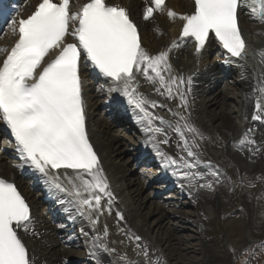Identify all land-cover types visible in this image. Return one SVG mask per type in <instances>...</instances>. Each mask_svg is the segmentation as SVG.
I'll list each match as a JSON object with an SVG mask.
<instances>
[{
    "label": "snow or ice",
    "instance_id": "6c2138e0",
    "mask_svg": "<svg viewBox=\"0 0 264 264\" xmlns=\"http://www.w3.org/2000/svg\"><path fill=\"white\" fill-rule=\"evenodd\" d=\"M249 3L250 14L264 23V0H193V10L183 14L168 8L165 0H150V6L143 11L145 21L151 20L157 12H166L169 19L178 17L183 21L179 41H173L168 50L150 54L142 46L139 28L131 13L120 4L86 0L73 8L70 0H39L27 18L12 20L11 31L16 36L12 46H0L3 56L0 61V122L6 125L14 139L21 161L15 166H27L34 174H39L49 192L65 194L68 199L61 203L71 204L79 216L87 215L93 226L98 221L92 218V212L102 210L105 197L111 210L113 196L86 130L81 73L88 70L108 82V91L119 94L116 97L119 102L126 101L166 166L179 169L180 178L187 180L194 189L211 190L213 180H207L198 170L203 163L197 151V137L201 134L181 111L189 107L192 78L186 82L183 76L173 73L170 51L180 42L192 40L195 53L200 56L214 36L228 61H244L246 43L238 17L240 9L248 7ZM7 15L8 9L0 5V17L6 19ZM141 74L156 85L154 90L158 94L179 100L176 111L169 109L177 118L175 125L149 111V107L164 105L148 100L138 90L137 77ZM185 83L189 85L188 91ZM258 91L260 96L252 120L264 121V103L261 102L264 87ZM165 125L180 137L183 144L180 150L186 152L188 159L181 155L177 160L161 152L159 145L169 143ZM250 132L251 129L235 142L237 150L245 146L253 150L256 142ZM160 136L164 139L160 140ZM211 175L215 183L220 182L219 172L211 171ZM116 216L124 219L119 211ZM34 224L30 205L15 183L0 177V264H34L20 235L21 232L35 234ZM107 235L105 227L103 237H94L93 245L115 253V249L101 243ZM134 239L140 241L141 237ZM261 246L264 245L255 247ZM143 247L145 264H164L161 257L150 259L148 246ZM118 260L121 264H138L126 254Z\"/></svg>",
    "mask_w": 264,
    "mask_h": 264
},
{
    "label": "bare ground",
    "instance_id": "6f19581e",
    "mask_svg": "<svg viewBox=\"0 0 264 264\" xmlns=\"http://www.w3.org/2000/svg\"><path fill=\"white\" fill-rule=\"evenodd\" d=\"M128 5L132 17L136 18L140 1L131 0ZM166 5L178 14L189 13L192 9V4L187 0H167ZM249 8L250 6L240 9L239 25L241 30H247L261 38L264 34V23L254 19ZM182 23L183 21L178 17L174 20L169 19L166 12L154 16L147 23L139 20L142 46L150 54L168 50L173 41H179ZM242 38L245 37L242 36ZM10 39L7 31L0 40V46L7 47ZM257 40L251 39V43L258 44ZM248 42L246 41V44ZM253 44L250 46L254 47ZM251 47H246L247 57L244 61L231 62L218 45L210 42L203 53L197 56L194 42L188 40L186 43L180 42L178 46L171 48L169 56L174 74L183 76L186 82L189 77L192 78L188 93L189 107L186 111H181L201 134L202 138L197 137L199 157L208 167L210 162L212 169L216 168V171L226 177L227 189L222 190L217 185L211 190L194 189L187 180L180 178L179 169L166 166V161L157 154L156 148L149 142V137L145 134L141 124L137 122L133 110L125 101L119 102L116 99L119 94L108 91V83L102 87L110 99L104 100L106 103L97 100V97L101 96L99 94L101 90L97 92L94 86L86 95L87 127L89 137L98 153L100 165L108 179L107 182L109 186L111 185L109 189L113 196L112 201L117 211L124 217L121 222L108 214V209L104 210L103 206L101 211L92 212V218L98 221L93 226L87 215L79 216L71 204L61 203L68 199L65 194L49 192L43 179L39 178V174H34L27 166L16 167L15 165L21 163L16 148L8 140L2 139L0 142V174L19 184L32 207L35 234L23 232L21 234L34 264H108L107 260H110V264H120L118 257L125 254L128 256L130 252V250L128 252L129 248H126L130 246L125 247V244L129 242V237L124 231L120 233L124 227L137 228L138 236L145 240L144 243L148 244L149 248L156 245L168 250L167 260H171L172 257L175 258L174 260L179 258L177 251L179 248L174 245L173 241L179 242L175 237V231L180 229L177 223L180 224L182 221H191L198 229L195 232H199L206 247L210 248L209 252L216 246L219 251L216 252V256L214 255L215 259L225 262H229L239 250L250 244L252 239L264 237V198L262 197L264 196V121L252 120V115L256 111V100L260 96L258 89L264 87V51L262 48L255 50ZM211 58L213 60L210 63ZM258 80L259 83H257ZM137 81L138 90L148 100L152 101L158 97L157 103L164 105L159 108L149 107V111L157 117H163L166 121L168 117L173 118L172 124L175 125L177 118L169 109L176 111L179 100L158 94L154 90L156 85L148 82L142 74L138 75ZM208 82L211 85L207 86L208 91H206L205 86ZM184 87L188 91L187 83ZM261 102L264 103V100ZM214 108H216L215 112L212 111ZM155 123L159 126V121ZM249 129H251L249 135L255 142L258 140L252 146L253 150H249L248 146H245L243 150H237L235 142ZM165 130L169 143L159 145L160 150L162 153L171 156L175 154L178 157L177 152L180 148L177 145L180 144L178 143L180 137L174 129L168 128L167 125H165ZM113 131L117 133L112 134ZM120 132L132 133L133 137L138 139V143L127 147ZM0 133H3L1 122ZM188 138L190 140L191 136L189 135ZM159 139L163 140L164 137L160 136ZM130 148L133 150L132 155L135 156L132 164L144 155L150 164L157 166L154 174L148 179L138 178L137 181H133L129 177L133 166L132 164L131 166L130 164L125 165L126 161H122L121 158ZM225 156L237 159L238 162L229 163L224 159ZM199 171L205 173V171ZM243 171L244 175L248 173L247 177L251 183L241 182L242 179L239 176ZM259 177L261 180L255 181ZM156 182L165 184L164 187L157 189L158 192L165 194V191L170 190V194L165 196V199H159V202L149 198L146 205L141 204L139 198L145 186ZM204 182L200 181V183ZM122 192L127 194V200L124 203L117 200L119 197H115L117 193L121 195ZM219 196L221 198H218ZM114 197L117 201H114ZM218 199L222 203L221 211L213 205ZM107 202L108 199L104 198L105 207ZM240 205L246 206L251 215L257 217L256 221L253 219L249 234H244L242 231V227H245L244 223H236L235 231L232 233L222 226L224 213ZM186 208L194 210L195 219L186 218ZM52 214H57L59 221L55 222L51 217ZM163 225L166 234L158 232ZM91 227H93L92 230ZM105 227L108 229V235L101 243H106L109 248L115 249V253L105 252L98 245H93V238L97 235L103 237ZM154 228L157 233L155 236H150ZM232 235L240 236V238L237 243L231 242L230 245L228 241ZM72 236H76L80 243L79 254L73 251ZM178 262L175 264H180Z\"/></svg>",
    "mask_w": 264,
    "mask_h": 264
},
{
    "label": "rangeland",
    "instance_id": "374dc122",
    "mask_svg": "<svg viewBox=\"0 0 264 264\" xmlns=\"http://www.w3.org/2000/svg\"><path fill=\"white\" fill-rule=\"evenodd\" d=\"M241 31H243L244 37L247 40V42L249 41L248 43L250 45L253 44V43H251V39H254V40L258 39L257 41H259L258 44H253L256 47L255 46L254 47L253 46L252 47L249 46V48L251 47V48H253L255 50H258V49L261 50L260 48H262L263 51H264V44L261 46V44L264 43V34H263V36H261V38H259L258 35L253 34L251 32H248L247 30L242 29ZM253 57H254V55H253ZM254 59H255V57H254ZM212 60H213V58H211L209 62L211 63ZM206 84L207 85L205 86V89H206V91H208L207 90V88H208L207 86H210L211 83L208 82ZM94 89H96L97 92L99 90H101V89H99L98 87H95V86H94ZM230 91L233 92V90H231V89H230ZM91 92H92V94L94 93L93 90H91ZM104 92L105 91L101 90V92H99V94H101V96L97 97V100H101L100 101L101 103H106V102H104V100H107V99L110 100L108 98V96H107L108 94L106 92H105L106 93L105 94ZM157 100H158V97L155 98V99H152V101H156V102H157ZM90 105H91L90 107H92V104H90ZM157 108H159V106H157ZM215 110H216V108H214L212 111L215 112ZM163 116H164V114H163ZM165 119H166V117H165ZM167 120L172 122L173 118H171V117L169 118L168 117ZM114 132L115 131H113L112 134H116L117 133V132H115V133ZM120 133H121V135L123 137L124 142L127 144V147H130L132 144L136 145L138 143V139L133 137L132 133H130V132H120ZM255 135L257 136V133H255ZM178 143H180L179 145H180V149H181L183 147V144H182V141L180 140V138H178ZM132 151L133 150L130 148V149L126 150V152H127L126 154L122 155L121 160L124 161V162L126 161L124 163L125 165L130 164V166H131L132 161L134 160V157H135L134 155H132L133 154ZM179 151L181 152V150H179ZM179 151L177 152V154L179 155L178 157L175 156V154L172 157H175L177 160H179V157L183 154V156L188 158L187 155H186V152H181L180 153ZM146 159H147V157L142 156V161H148ZM224 159L228 160L229 163H232V162L233 163H237L238 162L237 159H233V158H231L229 156H225ZM226 165H228V163H226ZM132 166H133V168H132L131 172H129V174H130L129 177L132 178L133 181L134 180L137 181L138 178L141 179V180L148 179L150 175L154 174V172H155V170L157 168L156 165H152L151 164V169H150V165L143 166V164L142 165L141 164H137L136 162L135 163L133 162ZM198 169L201 170V171H205L204 174L207 177V180H213V186L217 185L222 190L223 189H227L228 186H227V182H226V177L222 173H219L220 174L219 175V180H220L219 183H215L214 182V178L212 177V175H210L211 171H216V168L212 169V167H208V165H206L205 163H201L199 165ZM240 176H239V178L242 179L241 182L242 183L244 182L243 184H245L247 182L251 183L250 182L251 180H249V178L247 177L248 173L244 175V171H243V172L240 173ZM260 180H261V177H259L255 181L259 182ZM112 184H113V182H112ZM164 185L165 184L161 183V182H156L155 184L154 183L147 184L145 186V188L143 189V191L141 192V195H140V198H139V202L141 204H143V205H146V203H147L149 198H152V200H154L155 202H157V200L159 202L161 200V198L165 199L166 198L165 196L170 194V192H167V193L163 194V193L157 191L158 188H160V187L162 188V187H164ZM110 186H109V188H110ZM116 188H117V186H116ZM118 189H121V188L118 187ZM109 191H110V189H109ZM122 193H123V195H122ZM122 193H121V195H119L117 193L115 197H117V198L119 197V198L117 199V198L114 197L115 198L114 201L117 199V200H119V202L122 201L124 203L127 200L126 199L127 198V194H126V192L125 193L122 192ZM242 193L246 194V192H242ZM262 197L264 198V196H262ZM218 198H221V197L219 196ZM215 202H216V204H213V205L215 207L217 206L218 209L221 211V208H222L221 201L218 199L217 201L215 200ZM103 206H104V210L105 209L107 210L108 209V202L106 204V207H105L104 204H103ZM257 206H260V205H257ZM110 207H111V210L109 211V209H108L107 213L110 214L112 217H115V218L118 219V217L116 216L117 207L113 203V201L111 202V206ZM263 210H264V207H263ZM260 211L262 212V208H260ZM193 212H194L193 209H189L188 208V210H187V208H186L185 209L186 218H188L189 220L195 219L196 217H194V213ZM253 219H254V221H256L257 217L255 215H251L249 209L246 206L240 205V206H237L236 208L232 207L231 210L228 213L227 212L224 213V217L222 219V226L227 228V229H229V231L232 233L233 231H235L234 228L236 226H234V225L236 223H240V224L244 223L245 227H242V231L244 232V234H249V232L252 229ZM118 220L121 222L120 219H118ZM177 227H179L180 229L175 231V237L178 238L179 242L173 241V243H174L175 246H177L179 248V250H177L178 254H179V256H178L179 258L177 257L178 260H174L175 259L174 257H172L171 260L170 259L167 260L166 256H167L168 250L164 249V247H162V246L158 247L156 245H153V246H150V248H149V245L147 244L148 249L150 250V253H151V255L149 257L150 259L153 256L161 257L163 259L164 264H175L178 261H179L178 263H180V264H264V246L255 247L258 244L259 245H264V237H259V238H256L254 240L252 239L250 241V244H248L243 249L239 250L229 262H227V261L225 262L224 260H216L215 259L216 258L215 257L216 256V252L219 251V249H216V246L215 247L213 246L214 248L212 249V251L209 252L210 248L206 247L205 242L202 241L203 240L201 238L202 236L200 234H198L199 232L198 233L195 232V231H198V229H197V227L195 225H193V223H191V221H189V222L188 221L187 222H183L182 221V222H180V224L177 223ZM232 228H233V230H232ZM92 229H93V227H91V230ZM136 229L137 228L132 229V227H128V229H127V227H124V229H122L124 231V233H126V235L129 237L128 238L129 239L128 244L127 243L125 244V247L127 245L130 246V247H128V246L126 247L127 249L129 248L128 252L130 250V252H129L127 257L131 261H137L138 264H145L144 247L143 246L146 245V243H144L145 240L143 238H141L140 241L134 240V237L138 236V234L136 232L137 231ZM127 230H129V231H127ZM152 231L153 232H151L152 234L150 233V236H152V235L155 236L156 235L155 233H157L156 228L152 229ZM158 232L166 234L165 226L163 225L158 230ZM120 233H122L121 230H120ZM139 237H141V236H139ZM72 238H73L72 242L74 240L77 241V245L76 244H72L73 251H74L75 254H79L80 251H81L80 243L77 240L76 236H72ZM239 238H240V236L232 235L231 237H229L228 243L230 245H231V242L233 244H235V243H237V240H239ZM175 242H176L177 245L175 244ZM78 243H79V245H78ZM137 253H139V255H137ZM106 262L108 264H110V260H107Z\"/></svg>",
    "mask_w": 264,
    "mask_h": 264
}]
</instances>
